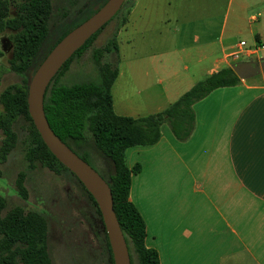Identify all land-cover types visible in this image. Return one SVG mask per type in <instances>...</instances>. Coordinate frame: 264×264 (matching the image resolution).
<instances>
[{"label": "crops", "instance_id": "1", "mask_svg": "<svg viewBox=\"0 0 264 264\" xmlns=\"http://www.w3.org/2000/svg\"><path fill=\"white\" fill-rule=\"evenodd\" d=\"M218 41L217 51L212 40L181 49L191 62L182 66L185 72L159 58L150 63L159 76L151 78L153 89L142 86L136 103L123 91L114 103L111 87L114 111L161 110L199 78L230 65L229 46ZM137 68L134 76L141 75ZM192 108L186 139H176L162 123L157 141L124 150L128 167L139 163L128 198L144 220V243L156 250L159 264H264V73L215 87Z\"/></svg>", "mask_w": 264, "mask_h": 264}, {"label": "trees", "instance_id": "2", "mask_svg": "<svg viewBox=\"0 0 264 264\" xmlns=\"http://www.w3.org/2000/svg\"><path fill=\"white\" fill-rule=\"evenodd\" d=\"M103 1L97 0L95 4L99 5ZM87 8L91 12L94 10L89 4L82 12ZM50 12L51 0H0V32L8 29L7 38L11 42L8 66L3 69L24 75L21 81L9 83L0 90V131L3 134L0 140V161L6 158L15 145L17 134L13 123L21 117L26 129L22 142L27 166L32 168L38 162L59 172L68 168L44 144L28 113L26 76L62 35L89 14L79 20L74 18L68 21L72 22L68 26L64 23L49 27ZM102 27L91 34L52 76L44 91L43 111L54 133L80 157L89 163L87 153L76 150L72 143H82L88 134L94 146L110 162L107 176L99 174L110 187L113 209L127 245L130 264L132 252L138 264H159L156 250L144 243V220L128 198L130 175L139 169V163L128 167L124 150L127 146L147 145L157 141L160 125L164 122L176 139H186L194 126L193 103L215 87L237 83L240 77L230 65H224L196 80L161 110L137 116L118 114L113 109L111 96V84L117 69L113 63L102 60L105 52L111 49L117 52L114 37L92 50L96 78L70 83L58 81L72 58L90 45ZM24 175V171L19 170L14 179L16 192L22 198L26 197ZM76 179L93 206L99 228L93 225L88 216L84 213L82 215L90 223L89 226L112 264L99 209L92 195ZM4 207L5 199L0 194V264H52L47 249V221L44 214L33 208L24 209L20 205H13L2 214Z\"/></svg>", "mask_w": 264, "mask_h": 264}, {"label": "rangeland", "instance_id": "3", "mask_svg": "<svg viewBox=\"0 0 264 264\" xmlns=\"http://www.w3.org/2000/svg\"><path fill=\"white\" fill-rule=\"evenodd\" d=\"M96 1L51 0L49 27L64 23L68 26L72 23L68 21L90 14V8L82 11L89 4L96 6ZM10 12H13L12 7ZM251 15L257 19H251ZM256 26H259L258 31ZM8 31L0 32V90L9 83L21 81L24 76L3 69L8 66L11 55ZM256 33L260 40L255 39ZM112 37L115 38L117 52L114 49L105 52L102 60L113 63L117 69L111 84L114 103L121 102L122 91L129 101L136 103L144 95L142 86L149 84L147 90L153 89L150 82L155 81L159 74L151 71L150 63L157 58L172 63L174 69L181 73L185 72L182 66L191 63L181 49H196L203 40H212L214 51L218 50L219 37L221 43L229 46L228 50L239 39L249 47L264 44V0H123L90 45L72 58L58 81L70 83L96 78L92 50ZM255 54H264V51L260 49ZM255 54L247 58H253ZM135 68L142 69L140 76H134ZM137 88H141L138 93ZM13 128L17 134L15 145L0 161V194L5 199L1 213L13 205L43 213L47 221V249L52 264H105L101 243L82 213L97 228L98 217L74 174L68 169L54 172L38 162L29 168L23 156L22 138L26 131L23 118L15 120ZM2 135L0 131V140ZM72 146L85 151L89 164L107 176L110 162L94 146L88 134L82 143H72ZM19 170L25 173V198L15 189L14 179ZM132 264H138L133 252Z\"/></svg>", "mask_w": 264, "mask_h": 264}, {"label": "water", "instance_id": "4", "mask_svg": "<svg viewBox=\"0 0 264 264\" xmlns=\"http://www.w3.org/2000/svg\"><path fill=\"white\" fill-rule=\"evenodd\" d=\"M123 0H104L82 21L62 35L26 76V104L31 120L42 141L92 195L99 209L109 243L113 264H130L127 245L116 218L110 187L99 172L62 141L49 126L43 111V95L52 76L63 62L119 9ZM230 67L245 78L264 73V55L254 59H238Z\"/></svg>", "mask_w": 264, "mask_h": 264}, {"label": "built area", "instance_id": "5", "mask_svg": "<svg viewBox=\"0 0 264 264\" xmlns=\"http://www.w3.org/2000/svg\"><path fill=\"white\" fill-rule=\"evenodd\" d=\"M260 49L264 51L263 43L255 44L253 47H249L245 45V41L243 39H239L234 47L231 50L227 51L224 55L229 59V61H235L242 57H248L251 54H255ZM260 55L262 54H255L256 57H259Z\"/></svg>", "mask_w": 264, "mask_h": 264}, {"label": "flooded vegetation", "instance_id": "6", "mask_svg": "<svg viewBox=\"0 0 264 264\" xmlns=\"http://www.w3.org/2000/svg\"><path fill=\"white\" fill-rule=\"evenodd\" d=\"M94 7V6H93ZM260 56H262V55H260ZM256 57V56H255ZM255 57H253V58H247V59H254ZM102 247V249H103V251H104V256H105V264H111V262H110V260H109V257H108V254H107V252H106V250L104 249V247L103 246H101ZM112 264H113V261H112Z\"/></svg>", "mask_w": 264, "mask_h": 264}]
</instances>
